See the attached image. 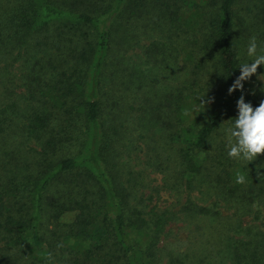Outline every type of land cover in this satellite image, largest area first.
Wrapping results in <instances>:
<instances>
[{
	"label": "trees",
	"instance_id": "obj_1",
	"mask_svg": "<svg viewBox=\"0 0 264 264\" xmlns=\"http://www.w3.org/2000/svg\"><path fill=\"white\" fill-rule=\"evenodd\" d=\"M252 36L264 0H0V264H264Z\"/></svg>",
	"mask_w": 264,
	"mask_h": 264
},
{
	"label": "clouds",
	"instance_id": "obj_2",
	"mask_svg": "<svg viewBox=\"0 0 264 264\" xmlns=\"http://www.w3.org/2000/svg\"><path fill=\"white\" fill-rule=\"evenodd\" d=\"M242 55L248 57V60L239 64L238 68L241 70V75L229 88V94L237 89L243 90V82L256 75L258 68L264 65V44L258 42L255 36H252L243 49ZM222 70L223 66L218 65L214 71L221 72ZM262 77H264V74L258 75L260 81H264ZM261 90L264 91V88ZM205 96L201 98V101ZM201 104L206 105L204 102H201ZM237 109L238 115L230 119V126L221 128V135L226 141L227 156L237 161H243L249 166L261 154H264V101L253 107L250 102L245 101L244 96H241L237 101ZM210 143L212 144L211 141ZM261 168H264V163L256 166L259 177L264 176V173L260 171ZM236 182L245 183L246 174L238 171Z\"/></svg>",
	"mask_w": 264,
	"mask_h": 264
}]
</instances>
